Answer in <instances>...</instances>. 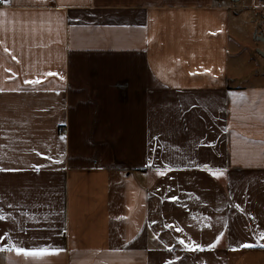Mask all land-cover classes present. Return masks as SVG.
Returning <instances> with one entry per match:
<instances>
[{"label": "crops", "instance_id": "0c3cea01", "mask_svg": "<svg viewBox=\"0 0 264 264\" xmlns=\"http://www.w3.org/2000/svg\"><path fill=\"white\" fill-rule=\"evenodd\" d=\"M263 7L6 0L0 264H264Z\"/></svg>", "mask_w": 264, "mask_h": 264}, {"label": "snow or ice", "instance_id": "6c2138e0", "mask_svg": "<svg viewBox=\"0 0 264 264\" xmlns=\"http://www.w3.org/2000/svg\"><path fill=\"white\" fill-rule=\"evenodd\" d=\"M37 83H38V81H37ZM3 170L4 169H0V171H3ZM161 175H163V173H161ZM0 219H3V217H0ZM181 243H183V241H181ZM250 246L251 245H244V247H250ZM19 251H23V250H19ZM58 251H59V249H53V250L41 249L39 251H23V254L25 256H43V255H48V254H56V253H58Z\"/></svg>", "mask_w": 264, "mask_h": 264}, {"label": "rangeland", "instance_id": "374dc122", "mask_svg": "<svg viewBox=\"0 0 264 264\" xmlns=\"http://www.w3.org/2000/svg\"><path fill=\"white\" fill-rule=\"evenodd\" d=\"M239 0H237L238 2ZM240 5H248L246 1H244L243 3H240ZM245 13V12H244ZM259 17H254L253 14H249V17L248 19H250L251 21H254V20H258V22H264V7L262 8V10L259 11ZM247 17V16H246ZM261 24V23H260ZM260 27L262 28V26L260 25Z\"/></svg>", "mask_w": 264, "mask_h": 264}, {"label": "built area", "instance_id": "2783aa9c", "mask_svg": "<svg viewBox=\"0 0 264 264\" xmlns=\"http://www.w3.org/2000/svg\"><path fill=\"white\" fill-rule=\"evenodd\" d=\"M5 1H6V0H0V7H2V6L5 5Z\"/></svg>", "mask_w": 264, "mask_h": 264}, {"label": "water", "instance_id": "95a60500", "mask_svg": "<svg viewBox=\"0 0 264 264\" xmlns=\"http://www.w3.org/2000/svg\"><path fill=\"white\" fill-rule=\"evenodd\" d=\"M237 1V0H236Z\"/></svg>", "mask_w": 264, "mask_h": 264}]
</instances>
